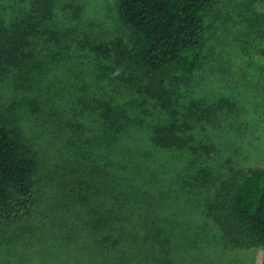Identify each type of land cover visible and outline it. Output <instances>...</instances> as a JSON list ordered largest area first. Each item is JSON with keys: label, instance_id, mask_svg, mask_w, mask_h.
I'll return each instance as SVG.
<instances>
[{"label": "rangeland", "instance_id": "rangeland-1", "mask_svg": "<svg viewBox=\"0 0 264 264\" xmlns=\"http://www.w3.org/2000/svg\"><path fill=\"white\" fill-rule=\"evenodd\" d=\"M43 1L0 0V122L16 128L37 159L30 206L0 218V264H264V246H236L208 215L213 188L195 195L178 191V183L161 187L158 180L175 172L173 164L180 175L193 171L191 160L175 153H158L164 160L155 172L158 180L136 184L146 192L165 191L170 198L159 205L158 196L141 206L136 199H121L125 212H116L113 199L89 193L94 181L67 193L74 176L60 178H68L62 165L68 132L61 114H50L51 104L42 103L49 94L37 75L41 45L28 35L46 27ZM117 1L56 0L54 11L65 20L59 7L68 5L69 17L114 53L133 41L132 30L117 16ZM203 19L200 60L190 75L168 67L137 77L172 85L165 91L185 98L183 106L217 103L214 121L196 127L201 138L213 136L242 167L264 168V10L257 0H213ZM30 48H35L31 55ZM51 98L52 106L64 105L58 96Z\"/></svg>", "mask_w": 264, "mask_h": 264}, {"label": "trees", "instance_id": "trees-1", "mask_svg": "<svg viewBox=\"0 0 264 264\" xmlns=\"http://www.w3.org/2000/svg\"><path fill=\"white\" fill-rule=\"evenodd\" d=\"M212 1L118 0L117 16L132 30L133 41L129 49L111 53L69 17L68 5L59 7L66 15L61 20L54 11L56 0H44L40 14L46 27L28 33L41 45L35 55L37 75L49 94L45 92L42 103L51 104L50 114H61L68 132L62 161L68 178H60L74 176L67 193L94 181L89 193L113 199L116 212H125L121 199H136L141 206L145 198L158 196L159 205L170 198L165 191L146 192L136 184L157 179L155 172L164 164L158 153H175L191 160L193 171L180 175L173 164L169 178L157 179L161 187L178 183V191L195 195L213 188L207 212L222 235L236 246H264V168L240 166L213 136L201 138L196 129L214 121L217 103L189 101L183 106L185 98L166 92L172 85L147 84L137 77L168 67L193 72L200 60L203 12ZM257 3L264 10V0ZM59 74L64 79L58 82ZM57 96L64 103L59 108L47 102ZM36 168L37 159L22 135L0 122V218L8 220L30 206Z\"/></svg>", "mask_w": 264, "mask_h": 264}]
</instances>
